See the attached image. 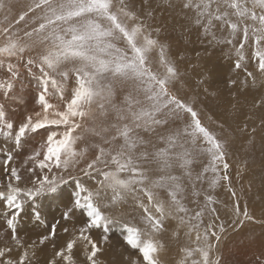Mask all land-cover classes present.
I'll use <instances>...</instances> for the list:
<instances>
[{
    "label": "snow or ice",
    "instance_id": "6c2138e0",
    "mask_svg": "<svg viewBox=\"0 0 264 264\" xmlns=\"http://www.w3.org/2000/svg\"><path fill=\"white\" fill-rule=\"evenodd\" d=\"M169 9L201 51L161 39L165 28L150 21ZM217 48L229 49L237 77L228 89L264 87V0H0V212L12 242L0 264H39L46 243V264H107L114 227L134 253L122 264H162L169 232L187 237L179 264H222L229 232L264 224L241 205L240 155L264 133V113L258 128L235 122L237 92L231 115L212 112L216 81L186 55L210 60ZM33 81L36 106L14 119L7 102ZM26 222L45 233L26 242Z\"/></svg>",
    "mask_w": 264,
    "mask_h": 264
},
{
    "label": "rangeland",
    "instance_id": "374dc122",
    "mask_svg": "<svg viewBox=\"0 0 264 264\" xmlns=\"http://www.w3.org/2000/svg\"><path fill=\"white\" fill-rule=\"evenodd\" d=\"M163 19H161V13L157 14V19L155 21H150L154 26L156 24H161L165 31L161 33V39L169 43L172 47L173 52L177 49H194L195 51H201L200 41L197 40L196 35H188L179 27L178 23L174 24L173 17L175 16L178 20L179 17L177 13L173 12L171 9L168 12L163 13ZM195 51L186 52V55L190 56L191 63L197 65L196 70L199 71L200 67L203 66L205 69L209 70L213 80L216 81L214 85L215 88L219 89V95L213 99L209 97L205 101L208 109L216 114H220L224 110H229L231 115L232 102L229 99L228 88L226 86L227 80L229 77L235 74L231 71L230 68V57L229 49L224 48L221 51L217 48L211 56V59H203L197 61L195 57ZM231 58L234 60L235 54H231ZM188 61H185L186 66ZM194 75V74H193ZM251 84V82H249ZM33 87L25 88L20 90L21 101L19 103L13 104L11 101L7 102V108L10 112V115L14 119H20L28 111L32 110L35 105V81L32 82ZM227 89V91H226ZM250 93L245 96L244 103L239 102L238 110L244 109L247 112V117L249 114L251 119L248 121L249 127H257L259 121L255 119L256 112L253 109V103L256 100H259L261 96H264V87L253 88L250 85ZM224 92V93H223ZM221 98V99H220ZM205 122L207 123V114H205ZM235 122L243 123L244 118L235 116ZM235 126V125H234ZM264 136L259 128L256 135L253 137L254 144L245 143L244 150L240 153L241 157L244 156V153H247V159L249 162V173L245 177L244 181V192L241 194V205L247 204L249 211L257 220L264 219V169L261 166V160L264 159L262 156L261 147L262 140L261 137ZM240 141H237V146H239ZM235 155V150H234ZM233 163H235L233 161ZM235 171V167L233 168ZM0 175H2V169H0ZM251 179L253 181V186L249 190L247 181ZM237 190L239 191V184H237ZM220 193V198L225 199V195L222 189H217ZM260 229H259V227ZM258 227V228H257ZM251 228V229H249ZM6 222L3 218V213L0 212V246H4L6 243L11 244L10 234L5 232ZM253 229L264 230V224L248 222L242 229L235 232H229L220 244L219 251L216 253L220 257L222 264H255L256 258L259 256L262 249V244H264V239H259L253 237L251 232ZM263 229V230H262ZM46 229L44 226H34L31 223H25L23 225V230L20 232V236L26 239V242H31L32 239H35L37 234H44ZM120 228L114 227L113 232L115 235L110 234V241L106 246L105 251V260L107 264H122L123 255L134 254L131 250L123 251L122 244L123 241L120 239ZM260 231V232H261ZM252 236V237H251ZM67 237L62 235V232L59 234L57 243L63 242ZM162 242L165 245L164 250L161 252L160 258L162 264H179V261L182 259L183 254L179 252V248L184 246L187 241V237L181 232L179 239L171 236V233L165 234L162 238ZM263 241V242H262ZM52 254V245L51 243H46L42 246L40 251L37 253L39 257V264H46L48 258Z\"/></svg>",
    "mask_w": 264,
    "mask_h": 264
},
{
    "label": "bare ground",
    "instance_id": "6f19581e",
    "mask_svg": "<svg viewBox=\"0 0 264 264\" xmlns=\"http://www.w3.org/2000/svg\"><path fill=\"white\" fill-rule=\"evenodd\" d=\"M237 77L236 76H232V79H236ZM239 79H243V76H241V77H239ZM250 83H249V87H248V90L247 91H243V92H240L239 91V89L238 88H233V89H228V92L227 93H229V99H230V101L232 102V103H234L235 101H233L232 100V95H231V93L232 92H237L238 93V96H237V99H238V101L239 102H243L244 103V100H245V96H247L249 93H250ZM226 91H227V89H226ZM224 93V92H223ZM221 99V98H220ZM253 110L256 112V115H255V119L257 120V121H259V117L261 116V114L262 113H264V109H256V108H253L252 109V111L251 112H253ZM250 115L251 114H249L248 115V117H250ZM236 116H238V117H240V118H246L247 117V112L245 111V108L244 109H240V110H238L237 112H236ZM259 227V226H258ZM257 227V228H258ZM249 229H251V228H249ZM259 229H260V227H259ZM255 229H253V232H251L252 234V236L253 237H256V238H259V239H264V230L263 231H261V230H256V231H254ZM261 231V232H260ZM251 236V237H252ZM264 241V240H263ZM262 241V242H263Z\"/></svg>",
    "mask_w": 264,
    "mask_h": 264
}]
</instances>
